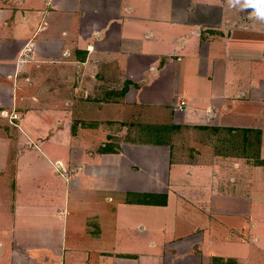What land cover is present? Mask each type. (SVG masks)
<instances>
[{
	"label": "crops",
	"instance_id": "1",
	"mask_svg": "<svg viewBox=\"0 0 264 264\" xmlns=\"http://www.w3.org/2000/svg\"><path fill=\"white\" fill-rule=\"evenodd\" d=\"M0 264H264L257 0H0Z\"/></svg>",
	"mask_w": 264,
	"mask_h": 264
},
{
	"label": "rangeland",
	"instance_id": "2",
	"mask_svg": "<svg viewBox=\"0 0 264 264\" xmlns=\"http://www.w3.org/2000/svg\"><path fill=\"white\" fill-rule=\"evenodd\" d=\"M257 2L260 4L261 8L264 9V0H257ZM259 7H258V11H257V15H259ZM146 112V110L142 111V118H139L134 124H130V126L128 125V136H130V134H132L131 136H133L134 138H137V140L141 141L142 143L144 142H155V138L150 137L148 135L149 128L151 127H157V126H163V125H156L155 123L151 122L150 124V120L148 117H145L146 115L143 116V114ZM141 114V113H140ZM140 116V115H139ZM173 133V136H172ZM171 134H168L167 137L163 138L161 141H166L168 140L171 144H172V148L179 151V152H183L185 151V149L187 148V140L188 137L186 135H188V132L183 128H179V129H175V131H173ZM197 133V132H196ZM170 135L172 136V138L170 137ZM167 142V141H166ZM145 196V195H143Z\"/></svg>",
	"mask_w": 264,
	"mask_h": 264
},
{
	"label": "trees",
	"instance_id": "3",
	"mask_svg": "<svg viewBox=\"0 0 264 264\" xmlns=\"http://www.w3.org/2000/svg\"><path fill=\"white\" fill-rule=\"evenodd\" d=\"M175 129H178V128H175ZM149 131L150 132L148 133V135H151L155 139L156 138L160 139V140L156 139L155 143H162L161 140L163 138L167 137L168 134H170V129L167 126L151 127V128H149ZM172 131H174V129ZM161 137H162V139H161ZM159 200H160V205H164L166 197L164 195L159 196Z\"/></svg>",
	"mask_w": 264,
	"mask_h": 264
},
{
	"label": "built area",
	"instance_id": "4",
	"mask_svg": "<svg viewBox=\"0 0 264 264\" xmlns=\"http://www.w3.org/2000/svg\"><path fill=\"white\" fill-rule=\"evenodd\" d=\"M183 102L180 103L179 107H178V110H181L182 106H183Z\"/></svg>",
	"mask_w": 264,
	"mask_h": 264
}]
</instances>
